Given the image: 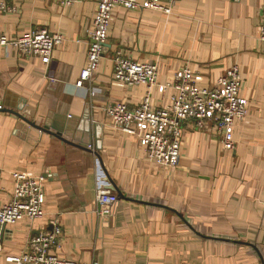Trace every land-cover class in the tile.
<instances>
[{"label":"crops","instance_id":"obj_1","mask_svg":"<svg viewBox=\"0 0 264 264\" xmlns=\"http://www.w3.org/2000/svg\"><path fill=\"white\" fill-rule=\"evenodd\" d=\"M5 1L14 10L0 15L2 32L48 27L63 41L48 65L0 47V206L12 198L14 172L43 176L46 189L44 218L25 217L4 233L0 226V264H15L7 257L53 220L63 231L58 254L89 264H264V0H179L170 13L117 7L89 80L81 71L95 0ZM117 51L157 64L156 107L171 102L165 85L175 70L192 67L212 83L239 64L248 115L234 122L235 149L222 146L211 123H189L176 167L149 161L140 138L113 127L103 111L108 101L137 105L147 92L114 79ZM100 188L119 195L109 216L98 213Z\"/></svg>","mask_w":264,"mask_h":264},{"label":"built area","instance_id":"obj_2","mask_svg":"<svg viewBox=\"0 0 264 264\" xmlns=\"http://www.w3.org/2000/svg\"><path fill=\"white\" fill-rule=\"evenodd\" d=\"M84 0H61L65 5H73ZM96 12L90 33L91 43L87 62L81 71V78L89 80L97 72L106 51L114 11L117 7L133 10L140 6L147 9L164 10L170 13L179 0H168L171 6L162 5L160 0H95ZM14 10L5 0H0V15ZM260 39L264 41V21L260 26ZM63 36L53 33L48 27L31 29L18 37H10L0 30V47H13L28 56L38 57L48 65ZM113 77L116 81L133 88L146 85L147 92L140 103L131 106L124 101H108L103 111L111 118L113 127L136 135L144 143L149 161L159 167L173 168L179 163L185 137V129L191 123L196 129L204 130L208 124L220 135L225 149L234 150L236 141L233 125L236 119L245 120L248 103L241 97L242 77L239 64L227 67L222 76L212 83L200 82L198 72L192 67L175 70L170 86L173 92L170 103L153 106V90L159 86V71L156 63L138 62L117 51L112 57ZM98 88L90 89L96 96ZM16 181L11 200L0 206V226L13 224L25 217L34 220L46 215V189L43 176L28 172H14ZM119 195L106 188L97 193L99 212L110 215ZM63 231L58 220L52 221L50 230L32 236L27 248L17 256L7 257L15 264H89L84 261L62 257L58 249L62 244Z\"/></svg>","mask_w":264,"mask_h":264},{"label":"water","instance_id":"obj_3","mask_svg":"<svg viewBox=\"0 0 264 264\" xmlns=\"http://www.w3.org/2000/svg\"><path fill=\"white\" fill-rule=\"evenodd\" d=\"M1 104V103H0ZM13 113H15V114H17V112H15V111H12ZM21 116V115H20ZM25 121V120H24ZM34 127H36V128H39V129H44V130H46V131H48L49 129V127L47 126V125H43V126H40V125H37L36 123H31ZM75 139L77 140V141H81V140H79V137L78 136H76L75 137ZM82 142H84L85 144H90V140L89 139H84ZM1 229H2V231H3V233L6 231V225H2L1 226Z\"/></svg>","mask_w":264,"mask_h":264},{"label":"rangeland","instance_id":"obj_4","mask_svg":"<svg viewBox=\"0 0 264 264\" xmlns=\"http://www.w3.org/2000/svg\"><path fill=\"white\" fill-rule=\"evenodd\" d=\"M199 81L202 83V82H204V80L203 79H201V78H199Z\"/></svg>","mask_w":264,"mask_h":264}]
</instances>
